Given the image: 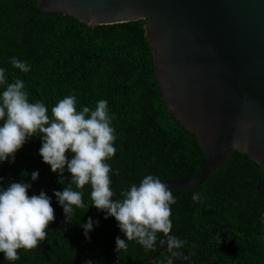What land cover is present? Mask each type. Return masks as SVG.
Listing matches in <instances>:
<instances>
[{
  "label": "trees",
  "instance_id": "trees-1",
  "mask_svg": "<svg viewBox=\"0 0 264 264\" xmlns=\"http://www.w3.org/2000/svg\"><path fill=\"white\" fill-rule=\"evenodd\" d=\"M36 0H0V68L6 83L24 81L29 102H42L51 116L55 104L68 95L76 97L77 111L108 102L114 116L116 153L107 159L117 179L145 175L167 179H189L206 162L197 140L169 111L160 98L154 74L152 47L145 36L144 19L89 25L75 17L39 11ZM15 56L29 65L27 73L11 64ZM6 85H0V93ZM3 121H0L2 125ZM41 139L33 136L15 153V161L0 163V187L11 182L31 184L28 195L44 191L51 197L55 220L47 237L31 250L19 249V259L8 261L0 253V264H145L160 247L146 251L136 241L116 252V238L126 239L114 217L92 206L91 186L83 192L84 208L73 209L64 223L63 208L53 195L70 183L65 171L58 173L39 155ZM71 152L66 153L71 159ZM39 172L33 181L31 174ZM110 176V173H109ZM260 166L246 154L232 150L227 160L197 186L171 189L176 200L171 207V234L186 240L187 264H264V183ZM111 178V177H110ZM112 180V179H111ZM133 181L110 185L113 200ZM194 192L200 202L191 199ZM94 222L89 238L84 224ZM196 247L193 248L192 245ZM170 255L162 250L148 264H166ZM185 259L174 258L173 264Z\"/></svg>",
  "mask_w": 264,
  "mask_h": 264
},
{
  "label": "water",
  "instance_id": "water-1",
  "mask_svg": "<svg viewBox=\"0 0 264 264\" xmlns=\"http://www.w3.org/2000/svg\"><path fill=\"white\" fill-rule=\"evenodd\" d=\"M35 4L33 14L63 13L89 25L145 20L160 98L206 155L204 166L192 178L161 180L170 189L199 185L234 149L260 166L264 183V0H36ZM110 169L115 183L140 182L117 179ZM162 250L166 246L160 245L145 264ZM174 251L187 257V264L188 254Z\"/></svg>",
  "mask_w": 264,
  "mask_h": 264
},
{
  "label": "clouds",
  "instance_id": "clouds-1",
  "mask_svg": "<svg viewBox=\"0 0 264 264\" xmlns=\"http://www.w3.org/2000/svg\"><path fill=\"white\" fill-rule=\"evenodd\" d=\"M14 68L23 73L29 71L25 61L11 58ZM0 85H6L0 93V163L15 161V153L33 136H39L41 147L39 155L48 164L53 173H58L63 184L65 166L71 174L70 183L63 191H54L53 195L63 208L64 223H70L73 209L84 208L83 189L91 186L92 206L106 213L105 219L114 217L120 231L126 239L116 238V252L126 250L127 241H136L143 248L154 250L159 234V244L166 246L170 254L164 259L173 264L174 258H187L179 251L186 240L171 234V205L176 203L172 190L159 177L145 175L140 182L132 183L127 190L121 191L122 199L113 200L114 192L110 185V166L105 161L113 157L116 139L111 121L114 116L108 112V102L97 101L94 110L85 106L77 111L76 97L68 95L59 100L51 109L42 102H29L24 90V81L17 78L6 83L5 69L0 68ZM71 152V159L66 153ZM38 171L31 174L35 181ZM3 178L0 177V180ZM31 184L11 182L6 188L0 187V253L8 261L20 257L19 249L31 250L38 247L47 237L46 229L55 220V210L51 197L44 191L39 195H28ZM191 199L200 202L201 195L194 192ZM94 222L91 218L81 227L89 238ZM196 247L195 244L192 245ZM86 264H92L87 261Z\"/></svg>",
  "mask_w": 264,
  "mask_h": 264
}]
</instances>
